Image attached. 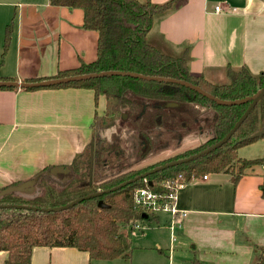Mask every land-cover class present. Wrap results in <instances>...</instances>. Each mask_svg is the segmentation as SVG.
I'll return each mask as SVG.
<instances>
[{
  "label": "crops",
  "instance_id": "obj_1",
  "mask_svg": "<svg viewBox=\"0 0 264 264\" xmlns=\"http://www.w3.org/2000/svg\"><path fill=\"white\" fill-rule=\"evenodd\" d=\"M170 1L150 0L154 5ZM216 6L222 11L215 12ZM5 7L2 25L11 23L12 30L3 57L4 32L0 34V77L16 81L52 78L59 71L78 68L80 62L95 61L97 33L83 29L81 9L51 6L48 0L16 1ZM148 38L165 55L184 57L189 75L207 82L227 84V71L242 68L256 76L264 72V0L173 1L169 11L154 16ZM95 114L91 90H0V189L27 182L46 169L71 168L73 160L83 169ZM259 139L255 143L264 141V137ZM260 146L264 148V143ZM263 154L264 149L260 157ZM262 167L248 170L236 182L226 173L197 178L179 192L175 206L185 216L179 229L173 232L170 227L171 239L176 242V232L195 238L193 248L200 245L207 257L192 264L256 263L258 250L264 249ZM149 216H156L152 221L159 224L158 213ZM167 219L170 225L172 216L168 214ZM150 221L146 217L141 222ZM199 232L204 237L198 240ZM154 246L159 254L151 250L150 258L161 256L159 242ZM120 261L126 260H91L87 252L74 248L34 247L30 264Z\"/></svg>",
  "mask_w": 264,
  "mask_h": 264
},
{
  "label": "trees",
  "instance_id": "obj_2",
  "mask_svg": "<svg viewBox=\"0 0 264 264\" xmlns=\"http://www.w3.org/2000/svg\"><path fill=\"white\" fill-rule=\"evenodd\" d=\"M48 1L51 6L55 7L81 9L83 11V29L97 33L95 61L88 64L80 62L78 68L59 71L52 78L108 71L134 72L152 77L182 78L208 94L227 101L252 96L264 86V72L253 76L245 68L239 71L228 70L229 82L223 85L207 82L202 77L190 76L183 58H173L162 54L150 45L147 38L153 26L154 16L169 11L173 1L177 0L163 5H154L150 0ZM131 26H135V28ZM11 30L12 24L10 23L6 26L2 57L8 48ZM44 79L49 78L25 79L23 81L36 82ZM0 81H16V79L0 77ZM68 88L91 90L94 94L95 107L98 99L104 98L105 114L100 118L102 128L112 124L118 115L119 104L122 107L128 106L131 110L136 109L137 104L127 100L126 93L148 100H173L182 105L189 102L203 105L212 104L219 113V121L215 128V140L196 151L186 150L166 160L167 163L164 161V163H158L150 168L183 160L211 148L226 136L248 106V104L219 106L180 85L120 76L95 78L50 88L25 89L23 91ZM0 90L12 91L15 89L0 87ZM98 119L95 114L92 128L96 126ZM260 127L264 128V97L225 144L196 160L152 174L146 180H138L99 197L83 199L73 207L62 211H52L51 209L89 196L95 192V188L102 191L110 190L128 180L135 173L129 177L122 176L123 178L99 184L95 188H70L57 195L51 194L50 198L53 199V202L47 198L23 202L11 195L4 196L0 200V205L23 204L49 211L14 213L5 221H0V252L7 254L3 264H30L31 252L34 247L74 248L87 252L91 260L124 259L129 261L132 255L131 232L134 227L143 221L144 217L151 221L156 220V216H149L134 204L132 198L134 189L143 187L153 192H162L161 184L179 174L183 175L187 184L197 178L218 173L229 174L236 182L248 170L264 165V154L250 160L238 158L236 155V150L240 147L250 145L259 139L246 140ZM98 160L99 157L96 154V162ZM79 163L77 160H73L71 167L74 171L78 170ZM261 191L264 197V185ZM98 201H102L108 207L99 208ZM258 251V260L254 264H264V249Z\"/></svg>",
  "mask_w": 264,
  "mask_h": 264
},
{
  "label": "flooded vegetation",
  "instance_id": "obj_3",
  "mask_svg": "<svg viewBox=\"0 0 264 264\" xmlns=\"http://www.w3.org/2000/svg\"><path fill=\"white\" fill-rule=\"evenodd\" d=\"M150 101H158V100H150ZM131 102L137 104V107L135 111L129 112V114L127 115V119L124 121L121 127H116L113 131H108L109 128L113 126V123L117 120L114 119L112 124H110L109 126L100 128L101 130H103L102 132L94 131L91 146L90 148L87 149V153L85 154L87 158H85V160H83V162L81 163L82 165H84L83 168H85L86 166L84 172L83 169L80 168V166H78L77 171H74L72 167L69 168L70 173L63 175L62 174L55 175V172L53 173L48 169L38 172L36 175H34L37 176V179L35 181V186L36 188H38V190L32 193L21 191L20 195H22L23 197L17 199H20L23 202H30L36 199L47 198V200L53 202V199L50 198L51 194L57 195L65 191L66 189H70V188H74V189L89 188V187L95 188V186L99 184H104L108 181H113L123 177H129L135 173L130 178H128V180L125 181L128 182L131 179H136L141 175L160 167L158 166L155 168H150L158 163L161 162L164 163L165 159L168 160L169 158L173 157L170 156L167 159L165 158L166 156L165 154L151 162L144 163L145 160L148 157L152 156L153 153L155 152V151L153 152L152 150V143L146 141L144 132L150 131V134H152V136L157 139L159 137V134L157 132L151 131L154 129V127L169 125L179 129L181 127L186 128L191 126L193 123V119L196 118V116L199 114V110L191 106V104H193L194 102L191 103L189 102L186 105H182L181 103L173 100L158 101L161 104V107H154L151 105L145 106L144 103H139L136 101H131ZM167 102L178 104V106L166 107ZM199 105L203 107L211 106L213 108L212 104H208V105L199 104ZM131 129L133 130V133ZM133 135L137 136L138 138L137 146L135 148V154L134 152H132L134 151V145H135L134 144L135 140ZM212 136H216L215 129L212 130L211 127H209V130H207V133L203 141L207 140L209 137ZM214 140L208 141L204 145H207L209 142H213ZM96 154H98L99 157L98 162H96ZM80 169H81V174H79ZM127 169L129 170L126 171ZM86 173L88 174V178L86 176ZM138 180H146V179H138ZM17 185H19V183L2 187L0 190H5L7 187L17 186ZM97 192H104V191L95 188V192L93 194H96ZM13 198L16 199V197ZM27 198L30 200L26 201L25 199ZM9 205H23V204H9ZM8 211H12L13 214L14 213L23 214V213H17V211L28 212L27 210H23V209L3 208L0 209V221H2L1 215H3ZM7 218L8 216H6L4 220Z\"/></svg>",
  "mask_w": 264,
  "mask_h": 264
},
{
  "label": "water",
  "instance_id": "obj_4",
  "mask_svg": "<svg viewBox=\"0 0 264 264\" xmlns=\"http://www.w3.org/2000/svg\"><path fill=\"white\" fill-rule=\"evenodd\" d=\"M132 28H135V26H131ZM157 49V48H156ZM160 51L159 49H157ZM161 52V51H160ZM162 54H165L161 52ZM112 76H120V77H130L134 79H139L143 81H153V82H158V83H168V84H176L183 86L187 89H190L197 94L203 96L204 98L208 99L209 101L213 102L216 105L219 106H233V105H241V104H248L245 112L243 115L236 121V123L233 125V127L230 129V131L226 134V136L217 142L214 146H212L209 149H206L196 155H193L191 157H188L183 160H178L175 162H171L168 164H165L163 166H160L156 169H153L140 177L136 179H131L128 182L122 183L114 188H111L110 190L104 191V192H97L96 194H93L91 196H86L84 198L77 199L75 201L70 202L67 205L57 207V208H52V211H62L66 210L68 208L73 207L75 204H78L80 201L83 199H88L91 197H99L100 195L104 193H109L112 191H116L126 185L135 183L138 179H146V177L155 174L157 172L163 171L165 169L182 165L184 163L196 160L197 158L204 156L218 147L222 146L225 144L236 132V130L239 128V126L243 123V121L246 119V117L249 115V113L253 110V108L259 104L260 100L264 97V86H262L260 89H258L252 96L245 97L242 99L238 100H232V101H227V100H221L218 99L207 92L203 91L201 88L198 86H195L184 79H174V78H163V77H152V76H144L138 73L134 72H120V71H108V72H99V73H92V74H85V75H78V76H69V77H64V78H49V79H44L36 82H24V81H0V87H6V88H13L15 90H25V89H40V88H50V87H55L59 85H65L69 83H74V82H82L90 79H95V78H104V77H112ZM125 98L128 99L129 101H136L139 103H144L145 106L151 105L154 107H161V104L158 101H150L148 99L135 96L133 94L127 93L125 95ZM178 104L172 103V102H167L166 107H177ZM194 108L199 110V114L196 116V118L193 119V123L191 126L186 127V128H175L172 126H160V127H154L153 130L154 132H157L159 134V137L156 139L150 134V131L144 132L146 141L152 143V150H153V155L148 157L144 163L151 162L160 156H163L166 154L165 158H169L170 156H174L178 153H182L186 150H191L196 147L203 146L206 144L208 141H212L216 138V136L209 137L207 140L203 141L205 138V135L207 133V130H209V127H211L212 130L215 129L216 124L219 121V113L213 109L211 106L208 107H203L199 104L193 103L191 104ZM127 119V112L125 110L122 111L120 117L113 123V126L109 128L108 131H113L116 127H121L124 121ZM132 130V129H131ZM133 133V130H132ZM131 133V134H132ZM264 136V128H259L254 134L248 136L246 140H252L256 139L259 137ZM134 140H135V145H134V154H135V148L137 146L138 138L137 136L133 135ZM137 155V154H136ZM134 156V155H133ZM162 159V158H160ZM166 160V159H165ZM127 169L126 171H128ZM51 172H61L63 174H69L70 170L67 167H55L50 170ZM37 179V176L31 177L27 182L21 183L17 186H10L7 187L5 190H0V200L6 196V195H12L13 197L16 198H21L23 197L20 195L21 191L23 192H36L38 188L35 186V181ZM107 180V179H106ZM105 181V180H103ZM102 181V182H103ZM101 183V181H100ZM149 185H151L149 183ZM26 201H29L30 199H25ZM97 206L99 208H107L108 206L105 205L102 201H98ZM23 209L27 211H32V212H45L49 211L47 209H39L35 208L32 206L28 205H0V209ZM146 218V217H144Z\"/></svg>",
  "mask_w": 264,
  "mask_h": 264
},
{
  "label": "rangeland",
  "instance_id": "obj_5",
  "mask_svg": "<svg viewBox=\"0 0 264 264\" xmlns=\"http://www.w3.org/2000/svg\"><path fill=\"white\" fill-rule=\"evenodd\" d=\"M16 1H24V0H0V34L4 32V37H5V32H6V26L2 25V23H3L4 16L7 15L4 11L7 9L5 6H7V4H11ZM147 42L150 45H152L149 41V38H147ZM152 46L155 47L154 45ZM183 59L185 60L184 57ZM98 101L99 102H97L96 110H97V114H98L97 116L99 119L97 121L96 126L94 127V130L96 132H102L103 130L100 129L102 128V124L100 123V120H101L100 118H102L105 114L104 113L105 102L102 97L99 98ZM118 107H119L118 115L116 116L115 120L119 118L123 110L127 112V115L129 114V112L135 111V110H131V108L128 106L122 107L121 104H119ZM258 140H262V139H258ZM262 143H264V141H258V143L254 142L250 145L240 147L238 150H236V155L238 156V158H246V159L258 158L261 155V150L264 149L263 146H260V144ZM200 147H196L191 150L196 151L200 149ZM262 168L264 170V167ZM84 171H85V168H83V172ZM17 213L24 214L26 212L17 211ZM4 214L1 215L2 221L6 220V219L4 220L6 216L10 217L13 214V212L8 211ZM158 217H159L158 219L159 224H157L156 221L155 222L150 221L149 223L141 222V223H138L139 228H136L131 232V249H132L131 259L125 262L120 261V262H123L122 264H192L194 260L201 261V258L203 259V257H207L203 255L202 247L200 245H198L197 249L193 248L195 245V242L192 241V239L194 237L192 239H188L187 237H183L181 234L179 235L178 232H176L175 233L176 242H172L170 225L167 219L168 214L165 212H158ZM165 229L168 230L167 236L164 235ZM143 234H147V235L144 237ZM202 237H204V234H202L201 232L197 233L196 238L198 240L201 239ZM156 241H158L159 244L161 245V256L154 255L155 256L154 258H150L147 256V254H150L151 250L159 254V251L156 249V246H154V243ZM6 258H7V254L5 252H0V264H3V261ZM216 258H218V256H216L215 259ZM207 259H210V258H207ZM218 261H221V260H218ZM215 263H221V262H215Z\"/></svg>",
  "mask_w": 264,
  "mask_h": 264
},
{
  "label": "built area",
  "instance_id": "obj_6",
  "mask_svg": "<svg viewBox=\"0 0 264 264\" xmlns=\"http://www.w3.org/2000/svg\"><path fill=\"white\" fill-rule=\"evenodd\" d=\"M214 10L215 12L222 11L220 6H216ZM202 179L206 180L207 176H203ZM161 185L163 187L162 192H153L143 187L135 188L132 194L133 202L149 215L158 212L170 214L172 216L170 227L174 232L181 227V219L185 216L184 212L177 210L175 202L179 192L187 186V183L183 175L179 174L174 178L165 180ZM136 228H139L138 224L134 227V229Z\"/></svg>",
  "mask_w": 264,
  "mask_h": 264
}]
</instances>
